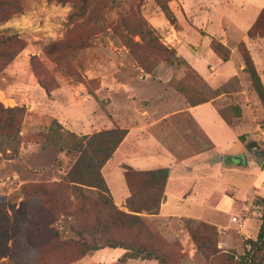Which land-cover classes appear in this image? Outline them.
Segmentation results:
<instances>
[{
  "label": "rangeland",
  "instance_id": "1",
  "mask_svg": "<svg viewBox=\"0 0 264 264\" xmlns=\"http://www.w3.org/2000/svg\"><path fill=\"white\" fill-rule=\"evenodd\" d=\"M117 1L118 8L107 10L102 0H23L22 12L0 25L1 42L12 38L23 47L0 70V105L21 110L10 113L19 120L17 130L0 135V264L15 262L1 257L13 244L19 246L14 258L33 259L24 237L46 238L20 220L51 219L40 195L32 193L21 207L22 187L59 183L75 159L42 146L40 134L53 120L78 138L127 130L101 171L113 203L125 187L127 161L168 169L160 207L170 212L140 216L170 263L240 264L245 245L264 227V110L237 45L245 43L264 87V38L246 37L264 0H172V20L155 0ZM140 29L147 31L144 42ZM149 38L185 63L158 60L144 45ZM212 41L230 50L227 62L213 53ZM202 101L195 122L189 108ZM240 155L245 165L238 164ZM83 219L91 223L93 214L62 216L50 228L60 240L75 241L70 227ZM200 224L211 230L203 232ZM66 253L38 264H121L123 254L103 249L74 261L71 250ZM263 257L264 251L256 253L257 260Z\"/></svg>",
  "mask_w": 264,
  "mask_h": 264
},
{
  "label": "trees",
  "instance_id": "2",
  "mask_svg": "<svg viewBox=\"0 0 264 264\" xmlns=\"http://www.w3.org/2000/svg\"><path fill=\"white\" fill-rule=\"evenodd\" d=\"M22 1L0 0V25L22 12ZM80 1L86 3L91 0ZM155 1L165 17L172 20V13L168 7V2L172 0ZM102 2L107 10L119 7L117 0H102ZM146 32L139 30L143 42V35ZM246 37L249 40L264 38V7L248 28ZM16 44L17 41L12 38L5 42L0 41V49H4L1 55L3 58L0 61V70L23 49L22 46H15ZM144 45L160 61L170 65L185 63L177 56L176 51L163 47L155 38L147 39ZM212 51L216 56H221L218 58L223 62L228 61L230 50L220 42L212 41ZM237 51L243 62V70L248 75L251 86L264 110V87L243 41L237 45ZM146 71L150 73L151 67L147 65ZM205 102L202 101L191 107ZM20 112V109H4L0 105V135L7 137L12 131L17 130L19 120L11 116L10 113ZM126 135V129L113 127L78 138L75 134L64 130L56 120H53L46 132L40 134L42 146L57 148L60 153L72 155L75 159L63 178L59 179V183L22 187L21 207L29 202L32 193L40 195L41 203L47 205V212L51 219L35 221L23 217L20 220L22 226L45 231L46 238L40 242H32L24 237L26 249L34 256L33 259L14 258V255L19 251V246L16 244H13L8 254L2 253L1 257H8L15 261L13 264H38L39 262L45 263L46 258L54 259L61 252L66 253L67 249H70L74 254V261L79 260L87 253L110 249L123 252L119 259L121 264L128 260H154L159 264H173L168 261L169 255L161 248L157 235L140 216L142 213L149 216L159 214L168 179V169L138 171L129 166H123L124 183L129 193L125 200L128 213L120 211L113 203L102 178L103 166L112 157ZM241 157L242 155L239 157L238 164L245 165V160ZM85 190L95 192L96 199L90 200L85 194ZM84 214H93V222L87 223L83 219V224L77 223L70 227L71 232L76 236L75 241L60 240L57 231L50 228V225L62 216L80 219L84 218ZM200 227L203 232L211 230V227L205 224H200ZM263 234L264 227L261 226L257 239L248 241L245 245V253L239 258L240 264H264V257L260 260L256 259V253L264 251Z\"/></svg>",
  "mask_w": 264,
  "mask_h": 264
},
{
  "label": "crops",
  "instance_id": "3",
  "mask_svg": "<svg viewBox=\"0 0 264 264\" xmlns=\"http://www.w3.org/2000/svg\"><path fill=\"white\" fill-rule=\"evenodd\" d=\"M257 1V0H256ZM258 2V1H257ZM252 25V24H251ZM206 104L203 103V104H200L196 107H191L189 108V113H190V116L192 118L193 121L195 122H199V116L195 113L194 110H198L199 108H205ZM195 108V109H194ZM197 108V109H196ZM175 114V113H173ZM172 114V115H173ZM198 117H197V116ZM170 116V115H169ZM202 116V115H200ZM165 117L162 118V120L164 119ZM126 137V136H125ZM125 139V138H124ZM123 142V141H122ZM122 144V143H121ZM120 144V145H121ZM119 145V147H120ZM119 147L117 148V150L114 152V154L112 155V157L106 162V164L103 166L102 168V172H104V169H106V166L110 165V162H112L113 158L116 156V153L118 152L119 150ZM117 166V162L115 163V168ZM125 166H129L131 167L132 169L134 170H138V171H148V170H154V169H158V168H166L165 166H156L153 164V162H148V161H127L126 162V165ZM118 171V169H117ZM118 181V180H117ZM125 186V185H124ZM166 189V187H165ZM166 194V190L164 192V195ZM129 196V193H128V190L125 187H122V186H119V193L116 195H113V199H114V203L115 205L121 209V210H126V208L124 207L125 205V200L126 198ZM167 212H170L169 209H166L163 213V207H160L159 209V214L157 216H165L167 214Z\"/></svg>",
  "mask_w": 264,
  "mask_h": 264
},
{
  "label": "flooded vegetation",
  "instance_id": "4",
  "mask_svg": "<svg viewBox=\"0 0 264 264\" xmlns=\"http://www.w3.org/2000/svg\"><path fill=\"white\" fill-rule=\"evenodd\" d=\"M241 158L244 160L243 156Z\"/></svg>",
  "mask_w": 264,
  "mask_h": 264
},
{
  "label": "built area",
  "instance_id": "5",
  "mask_svg": "<svg viewBox=\"0 0 264 264\" xmlns=\"http://www.w3.org/2000/svg\"><path fill=\"white\" fill-rule=\"evenodd\" d=\"M234 220H236V219H234Z\"/></svg>",
  "mask_w": 264,
  "mask_h": 264
}]
</instances>
